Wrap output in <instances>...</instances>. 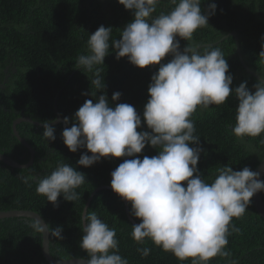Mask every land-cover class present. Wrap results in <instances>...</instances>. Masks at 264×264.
<instances>
[{"label": "trees", "instance_id": "obj_1", "mask_svg": "<svg viewBox=\"0 0 264 264\" xmlns=\"http://www.w3.org/2000/svg\"><path fill=\"white\" fill-rule=\"evenodd\" d=\"M210 4H215L216 10L208 20L209 26L198 29L190 43L200 46L201 51L220 48L229 66L227 75L233 77L231 88L247 82V88L254 92L258 80L246 73L242 62L264 79V61L259 58L264 43V0H201V10ZM172 7L169 0H163L156 14L168 12ZM133 18L134 13L125 10L118 0H0V86L5 79V69L9 75L8 83L0 87V101L1 94L10 98L2 102L5 107H0V153L20 164L29 162V152L13 137L11 129L13 120L21 116L39 123L53 122L57 115L63 121L65 117L69 119L68 125L51 126L56 137L51 143L44 139L43 128L29 123L17 125L18 134L35 151L34 161L21 170L0 162V211H32L43 218L49 231L62 227L63 238L60 240L49 233V253L54 259L87 260V254L80 248L82 212L87 199L94 193L86 215L95 212L109 228L116 230L119 254L128 260V264H191L190 260L179 261L150 240L143 245L133 240L132 226L140 221L132 215L131 205L126 202L134 224L129 221L121 198L102 189L110 187L111 173L124 158H103L84 168L77 162L87 150L71 153L63 143L62 132L75 122V113L80 108L77 109L75 103L82 91L84 103L89 99L95 102L104 94L113 107L118 103L132 105L142 118V128L138 131L150 132L139 108L144 109L149 99L148 88L155 72L148 67L139 69L127 58L117 59L111 48V40L118 39L120 31ZM148 22L151 23V19ZM100 26L113 29L109 55L105 57L104 65L96 66L104 77V90L92 86V73L75 66L78 56L87 54L89 35ZM231 32L236 33V39L228 36ZM179 43L180 51H183L188 42L179 40ZM171 59L167 56L161 63ZM155 67L158 69L159 66ZM13 69L15 73H12ZM116 92L121 96L113 102L112 96ZM238 103V99L231 97L225 105L211 106L207 110L198 108L192 117L202 148L197 168L207 183L213 182L222 166H231L234 171L244 167L255 171L264 158V143H261L264 135L246 138L243 142L232 135L230 129L236 122ZM155 155L158 150L150 146L138 154L140 159ZM58 163L75 167L86 176V183L76 190L80 199L68 202L61 195L57 205L53 206L37 194L35 181L26 184L24 178L29 174H34L37 179L48 175ZM16 175H22V178ZM22 187L25 195H11V190H22ZM260 193L264 202V192ZM33 221L0 219V264H49L42 256L41 234L34 236L30 226ZM232 227L237 231L228 238L226 250L230 255L217 256L209 264H232L233 261L235 264H264V219L255 212L252 203L242 219L232 221ZM140 248H149L150 254L142 256L138 251Z\"/></svg>", "mask_w": 264, "mask_h": 264}, {"label": "clouds", "instance_id": "obj_2", "mask_svg": "<svg viewBox=\"0 0 264 264\" xmlns=\"http://www.w3.org/2000/svg\"><path fill=\"white\" fill-rule=\"evenodd\" d=\"M162 2L118 0L125 10L134 13L133 20L116 40H111V27L100 26L89 35L87 54L79 55L75 65L92 73V86L104 90V77L96 66L104 65L111 40L117 59L127 58L139 69L159 66L151 78L143 111V121L150 132L138 131L142 118L132 105L118 103L113 107L102 94L95 102L85 101L75 113L72 126L64 128L62 138L71 153L87 150L77 162L84 168L103 158H124L111 173L110 187L131 205L132 215L140 221L132 226L131 233L138 245L150 240L181 262L209 264L217 256L230 255L226 250L228 238L237 231L232 221L242 219L252 198L264 192V180L248 167L234 171L231 166H222L213 182L207 183L197 168L202 148L192 117L198 108L225 105L234 95L239 103L235 125L230 129L232 135L241 142L262 137L264 79L254 85V92L247 88V82L232 89L233 77L227 75L229 66L222 50L201 51L190 43L198 29L209 26L215 4L202 11L201 0H169L171 10L156 14ZM179 40L188 42L183 51ZM167 56L172 59L162 64ZM259 58L264 61V43ZM120 96L114 93L112 101H118ZM51 123L54 122H43V137L49 143L56 139ZM63 123L68 125L69 119L65 117ZM146 146L158 150V155L140 159L138 154ZM33 181L37 194L56 206L61 195L68 202L80 199L76 190L86 183V176L70 164L58 163L48 175L37 179L29 174L24 178L26 184ZM83 219L80 248L87 254L86 264H128L119 254L116 230L95 212ZM30 226L34 236L46 230L57 240L63 238L62 227L49 231L48 225L37 220ZM138 251L147 257L151 250Z\"/></svg>", "mask_w": 264, "mask_h": 264}, {"label": "water", "instance_id": "obj_3", "mask_svg": "<svg viewBox=\"0 0 264 264\" xmlns=\"http://www.w3.org/2000/svg\"><path fill=\"white\" fill-rule=\"evenodd\" d=\"M228 36H232L234 37V39L237 38V35L235 32H231L230 34H228ZM237 44V42H236ZM238 45V44H237ZM200 48V46H199ZM237 53L239 54L240 57V51L237 48ZM242 66L244 67L245 71L247 74L252 75L255 79H257L258 81L261 79L257 74H255L253 71H251L250 69L247 68V66L242 62ZM5 73V79L3 80V83H7V78L9 77V75L7 74V69L4 70ZM12 73H15V69L12 70ZM56 104H57V98L54 99V109L56 110ZM54 123H51L50 126H54V125H58V124H64L63 120L60 118L59 115H57L56 119L53 121ZM21 123H29V124H33L36 127H40L43 128V123H39V122H35L33 121L31 118H27V117H19L15 120H13L12 125H11V129H12V134L13 137L17 140V142L24 147L25 149H27V151L30 154V159L29 162L26 164H19L16 161L12 160L11 158L3 155L0 153V162H2L3 164L15 168V169H26L29 166L32 165L34 157H35V152L33 150V148L27 143V141L22 138L17 130H16V126L21 124ZM255 171L260 173V179L262 180L264 177V158L262 159V161L259 163V165L257 166V168L255 169ZM102 189H107L112 191L111 187H103ZM113 192V191H112ZM92 193L89 198L87 199L83 212H82V229L84 226V216L86 215V210L89 206V203L91 202V199L93 197ZM122 200V199H121ZM124 208H125V213L129 219V221L134 224L135 222L129 217V213H128V208H127V203L122 200ZM252 206L255 210V212L262 218L264 219V202L261 198V193H257L253 198H252ZM9 218H16V219H32V220H37L38 222H40L42 225L46 224L45 221L43 220V218L41 216H39L37 213L32 212V211H21V210H11V211H0V219H9ZM136 225V223H135ZM41 234V240H42V256L44 257V259L46 260L47 263L49 264H86V260L84 259H70V260H56L54 259L50 253H49V232H47L45 230V233Z\"/></svg>", "mask_w": 264, "mask_h": 264}, {"label": "flooded vegetation", "instance_id": "obj_4", "mask_svg": "<svg viewBox=\"0 0 264 264\" xmlns=\"http://www.w3.org/2000/svg\"><path fill=\"white\" fill-rule=\"evenodd\" d=\"M105 61H106V59H104ZM149 69H151V71H154L155 72V74L157 73V71H158V69L155 67V66H149L148 67ZM76 92H78V90L76 91ZM231 97H233L234 99H237L234 95H230V97H229V99L231 98ZM84 98H85V94L83 93V91L82 92H80V94H79V96L77 97V100H76V108L78 109L79 107H81L82 105H83V103H84ZM10 98H7V96L6 95H4V94H1V103H0V107L1 108H3V107H5V105L4 104H2V102H5V101H8ZM228 99V100H229ZM227 100V101H228ZM122 102V101H121ZM211 107V106H210ZM143 111H144V109L143 108H139V112H140V114H143ZM19 113H22V112H19ZM21 117H23V116H21ZM35 152V151H34ZM35 158V157H34ZM22 159V158H21ZM13 160V159H12ZM15 161V160H14ZM34 161V160H33ZM2 163V162H1ZM18 163V162H17ZM20 164V163H19ZM5 165V164H4ZM7 166V165H6ZM9 167V166H8ZM10 168H12V167H10ZM12 169H15V168H12ZM17 170H21V169H17ZM9 172H11V171H9ZM5 173V172H4ZM16 177L17 178H22V175H20V176H17L16 175ZM22 190H15V191H12L11 190V195L13 194V195H15V196H20V195H25V188L24 187H22L21 188ZM17 220H20V219H17Z\"/></svg>", "mask_w": 264, "mask_h": 264}]
</instances>
